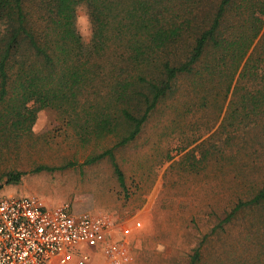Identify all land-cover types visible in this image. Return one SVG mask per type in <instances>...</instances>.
<instances>
[{
    "label": "trees",
    "instance_id": "obj_1",
    "mask_svg": "<svg viewBox=\"0 0 264 264\" xmlns=\"http://www.w3.org/2000/svg\"><path fill=\"white\" fill-rule=\"evenodd\" d=\"M80 6L89 47L76 26ZM182 85L192 96L185 106L225 111L219 131L264 149V0H0V150L17 147L52 108L84 143L117 139L86 164L109 158L126 189L114 151L136 141ZM263 206L264 181L221 226ZM207 237L189 264L202 261ZM261 247L239 263L264 264Z\"/></svg>",
    "mask_w": 264,
    "mask_h": 264
},
{
    "label": "rangeland",
    "instance_id": "obj_2",
    "mask_svg": "<svg viewBox=\"0 0 264 264\" xmlns=\"http://www.w3.org/2000/svg\"><path fill=\"white\" fill-rule=\"evenodd\" d=\"M76 26L89 47L85 6L77 10ZM186 88L158 109L136 141L114 151L126 189L109 158L86 164L116 138L84 143L59 111H39L32 132L17 147L0 150V200L36 196L48 209L75 204L82 213L112 215L121 226L141 221L128 239L129 264H189L205 236L199 264H240L246 250L255 255L264 245V206L221 222L262 185L264 149L219 131L225 111L185 106L192 97ZM18 173L19 183H11L9 175Z\"/></svg>",
    "mask_w": 264,
    "mask_h": 264
},
{
    "label": "built area",
    "instance_id": "obj_3",
    "mask_svg": "<svg viewBox=\"0 0 264 264\" xmlns=\"http://www.w3.org/2000/svg\"><path fill=\"white\" fill-rule=\"evenodd\" d=\"M141 228V221L121 226L106 213L48 209L36 196L3 198L0 264H129L126 239Z\"/></svg>",
    "mask_w": 264,
    "mask_h": 264
},
{
    "label": "crops",
    "instance_id": "obj_4",
    "mask_svg": "<svg viewBox=\"0 0 264 264\" xmlns=\"http://www.w3.org/2000/svg\"><path fill=\"white\" fill-rule=\"evenodd\" d=\"M60 206H61V205H60ZM66 206H68L70 212L73 213V214H75V213L85 214V213H82V211L80 210V208L77 207V206H75V204L72 205V206H70V205H66ZM78 211H79V212H78ZM79 215H80V214H79ZM131 236H133V235H131ZM131 236H130V237H131ZM130 237H128V238L126 239L127 246H128V239H129Z\"/></svg>",
    "mask_w": 264,
    "mask_h": 264
}]
</instances>
